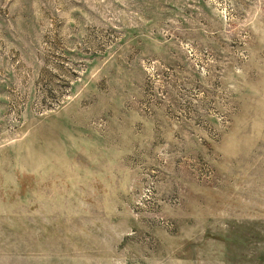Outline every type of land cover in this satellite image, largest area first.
<instances>
[{
	"label": "rangeland",
	"instance_id": "1",
	"mask_svg": "<svg viewBox=\"0 0 264 264\" xmlns=\"http://www.w3.org/2000/svg\"><path fill=\"white\" fill-rule=\"evenodd\" d=\"M0 264H264V0H0Z\"/></svg>",
	"mask_w": 264,
	"mask_h": 264
}]
</instances>
